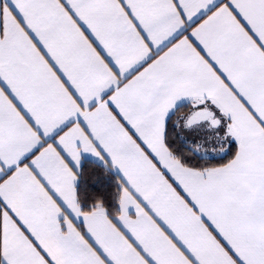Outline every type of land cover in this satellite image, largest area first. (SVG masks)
<instances>
[{
	"label": "snow or ice",
	"instance_id": "6c2138e0",
	"mask_svg": "<svg viewBox=\"0 0 264 264\" xmlns=\"http://www.w3.org/2000/svg\"><path fill=\"white\" fill-rule=\"evenodd\" d=\"M0 264H264V0H0Z\"/></svg>",
	"mask_w": 264,
	"mask_h": 264
}]
</instances>
